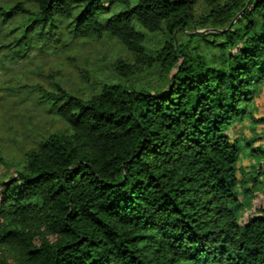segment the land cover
Returning <instances> with one entry per match:
<instances>
[{
    "label": "trees",
    "instance_id": "obj_1",
    "mask_svg": "<svg viewBox=\"0 0 264 264\" xmlns=\"http://www.w3.org/2000/svg\"><path fill=\"white\" fill-rule=\"evenodd\" d=\"M197 3L0 6V20L28 17L27 31L66 21L73 37L108 34L135 58L117 60L121 80L89 98L48 94L67 128L34 142L0 186V250L11 253L0 264H264V209L244 224L236 212L242 152L264 149L227 134L248 113L264 123L248 109L264 83V0H211L196 20ZM137 26L165 35L156 52ZM210 27L222 31L181 38ZM145 66L161 69L155 88L131 80Z\"/></svg>",
    "mask_w": 264,
    "mask_h": 264
},
{
    "label": "rangeland",
    "instance_id": "obj_2",
    "mask_svg": "<svg viewBox=\"0 0 264 264\" xmlns=\"http://www.w3.org/2000/svg\"><path fill=\"white\" fill-rule=\"evenodd\" d=\"M19 1L22 0H0V6L11 7ZM29 8L35 9L30 5ZM210 10L211 0H198L196 20ZM109 15L103 14L102 18ZM29 24L25 16L0 20V186L26 165L25 153L34 142L67 128L48 94L56 93L60 86L68 93L89 98L98 93L102 83L121 80L114 71L117 60L135 62L134 55L120 40L108 34L76 38L66 21L57 22L52 28L38 23L34 30L27 31ZM137 27L145 33L149 52H156L165 35ZM215 31L222 30L195 29L181 38L186 42L194 34ZM194 40L192 46H199L207 56L217 52L211 53L202 42ZM160 74V67L145 66L131 80L139 87L151 89L160 83ZM248 109L256 119H264V83L255 90ZM227 134L232 140H254V147L264 149V123H252L250 113ZM239 166L248 175L240 185V205L236 209L244 224L258 209H264V157L258 153L251 156L250 147H245ZM5 256L10 257L11 253L0 250V258Z\"/></svg>",
    "mask_w": 264,
    "mask_h": 264
},
{
    "label": "water",
    "instance_id": "obj_3",
    "mask_svg": "<svg viewBox=\"0 0 264 264\" xmlns=\"http://www.w3.org/2000/svg\"><path fill=\"white\" fill-rule=\"evenodd\" d=\"M251 3V1L249 2V4ZM234 24V22L232 23V25Z\"/></svg>",
    "mask_w": 264,
    "mask_h": 264
}]
</instances>
